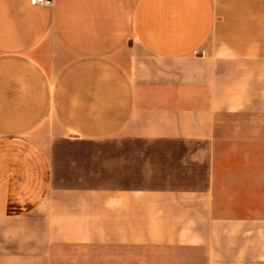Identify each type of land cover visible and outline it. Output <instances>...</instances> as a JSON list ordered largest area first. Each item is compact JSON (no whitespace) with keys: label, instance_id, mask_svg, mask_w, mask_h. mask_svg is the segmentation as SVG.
Segmentation results:
<instances>
[{"label":"crops","instance_id":"0c3cea01","mask_svg":"<svg viewBox=\"0 0 264 264\" xmlns=\"http://www.w3.org/2000/svg\"><path fill=\"white\" fill-rule=\"evenodd\" d=\"M0 264H264V0H0Z\"/></svg>","mask_w":264,"mask_h":264},{"label":"built area","instance_id":"2783aa9c","mask_svg":"<svg viewBox=\"0 0 264 264\" xmlns=\"http://www.w3.org/2000/svg\"><path fill=\"white\" fill-rule=\"evenodd\" d=\"M53 0H30L32 5H41V4H49L52 3Z\"/></svg>","mask_w":264,"mask_h":264}]
</instances>
